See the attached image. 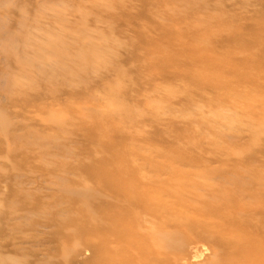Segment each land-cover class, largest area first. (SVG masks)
Here are the masks:
<instances>
[{
  "label": "rangeland",
  "instance_id": "374dc122",
  "mask_svg": "<svg viewBox=\"0 0 264 264\" xmlns=\"http://www.w3.org/2000/svg\"><path fill=\"white\" fill-rule=\"evenodd\" d=\"M258 38L264 0H0V264H93L79 227L94 230L86 210L96 219L116 203L99 166L161 179L176 168L201 183L198 171L264 170ZM116 154L129 168L114 169ZM196 247L193 264L215 260Z\"/></svg>",
  "mask_w": 264,
  "mask_h": 264
},
{
  "label": "bare ground",
  "instance_id": "6f19581e",
  "mask_svg": "<svg viewBox=\"0 0 264 264\" xmlns=\"http://www.w3.org/2000/svg\"><path fill=\"white\" fill-rule=\"evenodd\" d=\"M204 42L206 43V41ZM254 43L257 47L264 48V40L258 38ZM246 48L250 50L248 47ZM190 50L191 48L188 51ZM196 51L197 50H195V52ZM229 57L227 58L228 61H225V63H232L230 58L233 56L231 55V57ZM229 59L231 61H229ZM255 59L254 57V60ZM257 59H259V62L264 61V59L259 57ZM245 60L247 61L248 59L244 58L243 61ZM217 63L218 62H216V64ZM263 63L264 62H257L256 65L262 64L259 67L261 68V66L264 67ZM247 64L253 67L251 63ZM241 65L242 63L239 66ZM256 65L254 66L257 68ZM243 66H246L244 62ZM243 66H241V68ZM255 67L249 70L253 72ZM215 68V70H217V67ZM229 69L231 68L229 67ZM190 70L192 69L190 68ZM233 70L231 72L235 74L237 71L234 73ZM217 72L220 73L221 70ZM243 73L245 79V73L248 72L246 71ZM238 74H242V71ZM238 74L236 73L235 77L237 75L239 79L240 75ZM249 74H247L246 78L250 79L251 77L252 80L249 81L255 82V78L253 79V77L256 75L254 74L252 77V73L250 76ZM243 76L241 75L240 77L243 78ZM219 79L220 75L218 80ZM202 82H204V86H207V82ZM217 83L218 81L216 82V86ZM210 84L216 87L213 81H210L208 85L210 86ZM203 85L200 83V86ZM220 86H222V84L219 85L218 88H220ZM225 86H222L223 89L226 88ZM211 87L213 89V86ZM250 87H252V85ZM255 90L256 88L253 91ZM251 91L252 90L249 92ZM253 91L251 94L257 95V93L255 92L256 94H254ZM112 92L115 93L114 91ZM220 93L221 92H219V94ZM240 94L241 93H239L238 96ZM113 99L115 100L116 98ZM222 99L224 98L222 97ZM252 101H254V99ZM245 105L248 107L247 104ZM113 106H115V104H113ZM117 106L119 107V105H116L115 108H118ZM115 108H113V111ZM5 122L3 117L0 116V130L7 126ZM99 128H101V126ZM259 128L257 134H254L255 137L258 133L261 134L264 132V124H259ZM107 130L109 129L107 128ZM110 131V134L114 132L112 130ZM107 136H109V134ZM256 140L257 138H254V143H256ZM105 143L106 141L103 142V144ZM110 144L111 143H108L111 147ZM122 144L126 146L127 143H121L119 145ZM128 146L127 148H129ZM124 148L126 149V147ZM116 149L118 148L114 145L110 148L112 151ZM178 151L180 152L181 150ZM112 153L110 154L112 155ZM119 155L116 154L112 160V164L115 165L114 169L117 167L121 169L129 168L130 164L126 161L127 158H119L121 157ZM184 155L183 158H186ZM175 157L176 156H174V161ZM103 161L105 162L106 159ZM107 162H110L109 159ZM98 165L95 166L96 169ZM99 167H101L100 169L98 168L99 171H96L94 174L95 179L98 181L100 188L105 190L104 192L107 196L116 203L101 205L97 210L96 214L98 217H96V219L91 217L90 209L86 210L87 218H83L87 220V224L91 221H96L95 223H97V225L94 230L84 226L85 220H83L85 222H81L83 226L78 222L80 218L77 220L78 225L81 224V227H79L81 230L79 229L80 231H78L79 235L82 234L87 236V239L91 240V243L95 245V258L93 259V264H193L195 261H198L202 255V253L199 254V250L196 246L204 241H206L211 248L215 249V260L210 262V264H264V170L258 171L252 166L243 165L233 168L230 174H220L218 172H210L209 174L207 171V174L203 172V175L198 171L196 177L204 180V182L201 183L195 181V177L192 178L193 176L190 177L176 168L168 170L167 178L161 179L160 177H146L141 175L142 173H130V175L126 176V173H124V175L120 169L112 171L109 169L107 171L102 170V166ZM110 167L111 166H108V168ZM96 169L94 168L93 171ZM163 170L165 169L157 168L159 174H162ZM221 170L223 171V169ZM216 180L217 182H215ZM200 191L208 192V194H202ZM85 193L86 194L83 195L85 197L84 199L89 195L88 192ZM82 204L84 207V203ZM83 211L85 212V210ZM74 222L76 221L74 220ZM80 237L82 236L80 235Z\"/></svg>",
  "mask_w": 264,
  "mask_h": 264
}]
</instances>
